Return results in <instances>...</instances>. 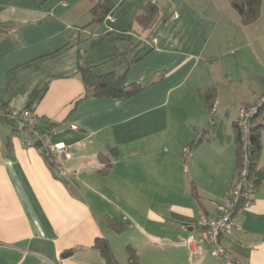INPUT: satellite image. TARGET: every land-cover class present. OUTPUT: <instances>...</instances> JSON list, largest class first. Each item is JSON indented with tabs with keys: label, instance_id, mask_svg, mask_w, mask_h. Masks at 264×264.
<instances>
[{
	"label": "crops",
	"instance_id": "0c3cea01",
	"mask_svg": "<svg viewBox=\"0 0 264 264\" xmlns=\"http://www.w3.org/2000/svg\"><path fill=\"white\" fill-rule=\"evenodd\" d=\"M96 1L0 0V104L30 108L44 129L55 128L51 141L68 147L54 161L25 143L30 132L0 122V264H106L98 237L121 264L129 245L140 264H223L206 243L190 252L185 241L229 192L232 124L187 164L184 154L213 121L199 88H217L216 108L222 88L233 93L227 109L264 94V26L244 25L230 0H112L105 20L93 22ZM149 1L159 15L142 32L136 17ZM81 64L99 74L128 69V82L143 89L124 99L84 97ZM261 138L264 165V128ZM110 147L119 156L101 174L99 155ZM249 198L235 213L241 229L222 240L242 264H264V185ZM109 217L126 224L121 234Z\"/></svg>",
	"mask_w": 264,
	"mask_h": 264
},
{
	"label": "trees",
	"instance_id": "16d2710c",
	"mask_svg": "<svg viewBox=\"0 0 264 264\" xmlns=\"http://www.w3.org/2000/svg\"><path fill=\"white\" fill-rule=\"evenodd\" d=\"M264 0H230L231 5L235 8L241 16V22L244 25H249L256 22L262 12V4ZM114 2L112 0H98L96 1L90 13L93 16V22H103L105 18L109 15ZM159 15V7L153 2H147L138 13L136 20L140 28V31L146 32L153 27ZM2 30L0 29V32ZM142 54H136L133 61H137L143 56ZM128 69L121 73L108 72L104 74H99L93 71L91 68L81 64L80 74L85 85V95L84 97H112L117 99H124L131 97L138 92H140L143 87L136 84L128 82L127 80ZM37 92L32 94V98L36 96ZM199 97L207 110V113L214 117L216 113V103L218 97V90L216 87L209 88H199ZM264 94L258 98H263ZM257 98V99H258ZM255 102L251 103L254 104ZM247 105V104H245ZM209 129H204L197 133V136L187 144L184 154V162L187 164L189 156L192 151L197 148L203 142H210L213 140H220L224 135L225 123L223 121L216 122L212 121L209 124ZM43 128V126H41ZM51 128V127H47ZM232 128L235 134L236 141V161L234 169V177L230 186L237 178L241 166L244 163L245 155L247 153V159L249 162L248 168V189L252 192L257 191L261 186L264 185V165L260 163V157L262 153V130L264 128V102L259 107L257 113L251 119V133L249 138V149L244 150L241 139V127L239 120L232 123ZM44 129V128H43ZM42 153L47 155V152L42 149ZM119 156V149L117 147H110L108 153L101 152L99 157L104 163V166L99 170L101 174L109 173L114 167V162L116 157ZM229 189V191H230ZM192 193L195 199L202 204V198L199 194L198 184L192 181ZM245 200L238 204V209L244 207ZM109 227L116 233L121 234L125 230L126 224L116 217L108 218ZM94 247L97 248L105 259L106 264H121L117 257L115 256L113 249L109 240L105 237H98L95 240ZM127 252L129 257V262L131 264H140L139 255L137 250L133 246H127ZM73 253L72 249L65 250L63 252L64 257H68Z\"/></svg>",
	"mask_w": 264,
	"mask_h": 264
},
{
	"label": "built area",
	"instance_id": "2783aa9c",
	"mask_svg": "<svg viewBox=\"0 0 264 264\" xmlns=\"http://www.w3.org/2000/svg\"><path fill=\"white\" fill-rule=\"evenodd\" d=\"M264 102L263 98L256 99L254 104L241 105L239 107V124L241 127V139L244 150L249 149V138L251 133V119L257 113L259 107ZM11 123L16 130H26L31 133L32 139H26L27 145L36 146L47 152L54 161L63 160L68 156V147L64 143H53L51 136L55 133V128L43 129L41 118L30 108L22 110H9L0 104V122ZM248 168L249 162L247 153L245 160L237 178L227 195L216 204V213L213 215H203L200 222V232L191 233L185 243L190 252L197 250L199 242L206 243L211 253L219 257L223 264H242L240 260L224 244L222 238L240 230L241 225L235 219L238 211V204L245 200V205L249 204V196L253 193L248 189Z\"/></svg>",
	"mask_w": 264,
	"mask_h": 264
},
{
	"label": "rangeland",
	"instance_id": "374dc122",
	"mask_svg": "<svg viewBox=\"0 0 264 264\" xmlns=\"http://www.w3.org/2000/svg\"><path fill=\"white\" fill-rule=\"evenodd\" d=\"M259 19H260L259 24L260 25L263 24V26H264V1L262 4V12H261V16ZM222 89L224 92L222 91ZM222 89H221V91L223 92V96L221 97L222 98L221 105L216 108V113H215L214 117H211V119H213L216 122L223 121L224 123H226V125L228 126V129H229V128H231L232 122L234 120H236V118L239 115V107L234 105V104H231L227 109L226 106H224L225 104H227L226 102L230 101V98L232 97L233 93H232V91L230 92L229 88H222ZM203 110L204 109H203L202 105L200 104V111L198 110L197 112L201 114V111L204 112ZM185 113H187V112H185ZM204 127H205V129L210 128L209 124H207V123L205 124ZM233 155H234V153L232 150V157H231L230 163L233 162L232 161ZM232 169H233V167H232V163H231V166L229 167V175H230V173H232L231 172V171H233ZM120 257H123L124 260L127 259L128 263L131 264L129 262L128 252H126L125 250H122V254H120Z\"/></svg>",
	"mask_w": 264,
	"mask_h": 264
}]
</instances>
